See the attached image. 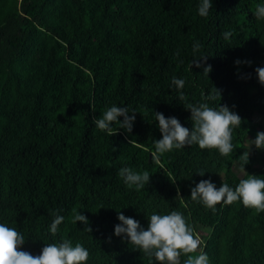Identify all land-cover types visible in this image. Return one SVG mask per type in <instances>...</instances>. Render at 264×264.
I'll return each mask as SVG.
<instances>
[{
	"label": "trees",
	"instance_id": "16d2710c",
	"mask_svg": "<svg viewBox=\"0 0 264 264\" xmlns=\"http://www.w3.org/2000/svg\"><path fill=\"white\" fill-rule=\"evenodd\" d=\"M199 3L0 0V223L24 235L21 250L39 255L45 243L70 239L89 250L87 264H159L114 234L118 212L146 229L153 211L177 210L200 234L192 255L206 253L209 264H264V212L240 201L213 211L190 198L202 179L217 188H235L248 175L264 179V149L255 147L262 163L249 155L241 178L229 165L242 168L244 142L260 126L255 116H264L255 72L264 67V20L253 14L264 0H212L207 18ZM195 42L202 45L195 55L207 57L203 67L211 65L207 75L203 67L190 70ZM174 76L185 80L186 101ZM212 87L221 99L210 106L226 104L242 118L233 153L194 144L154 154V140L162 138L154 112L191 129L184 103L202 102L201 91ZM113 104L135 111L131 132L113 123L110 135L94 125ZM124 166L148 171L149 183L126 186L117 175ZM74 209L87 225L72 222ZM53 212L65 218L55 236Z\"/></svg>",
	"mask_w": 264,
	"mask_h": 264
},
{
	"label": "clouds",
	"instance_id": "9594fccd",
	"mask_svg": "<svg viewBox=\"0 0 264 264\" xmlns=\"http://www.w3.org/2000/svg\"><path fill=\"white\" fill-rule=\"evenodd\" d=\"M212 9V0H200L198 14L207 18ZM257 20H264V3L257 4L253 13ZM232 35L231 32H224L223 36L227 40ZM202 45L199 42L193 44L194 58L190 65L203 67L206 62V55L196 56ZM177 55L179 53L177 52ZM236 64H240L238 59ZM211 71V65L203 67L206 75ZM255 72L258 81L264 85V67H257ZM172 85L179 92V100L186 101L182 89L185 80L172 77ZM221 99V90L212 87L207 93L201 91L199 103H184L186 109L191 112L192 128L189 129L181 124L175 116L165 117L162 112H154L158 121L161 139L154 140L155 153L163 154L174 149H182L185 146L198 145L200 149H215L221 156H229L237 147L233 144V129L239 128L242 123L240 115L232 111L228 105L219 104L218 107H211L209 101L215 102ZM129 115L127 107H119L115 104L106 107L99 117L93 120L94 125L102 132L112 135V124L118 123L119 128H124L131 132L135 121V111ZM123 116L121 121L119 117ZM255 145L258 149H264V131H258L256 137L250 141V145ZM242 170L249 162V152L245 151L240 155ZM205 170L198 171L203 176ZM117 175L129 188L135 187L140 190L150 181L151 174L148 171L138 172L131 167L124 166L118 170ZM191 200L202 204L204 207L215 211L219 203L232 204L240 201L244 207L255 209L256 212H264V179L257 175H248L241 178L235 188L227 183H222L219 188L211 179L200 180L195 187L191 188ZM75 215L72 222L77 221L88 224L87 216L79 210H73ZM54 219L49 226L50 233L55 236L59 230L58 226L63 223L64 216L56 212L52 213ZM120 223L114 227V234L125 238L130 244L138 248L152 261L159 264H209L206 253H196L200 247V241L194 233L193 227L188 223L184 214L177 210H172L167 214H158L155 211L148 216V226L145 229L138 220L125 216L123 212H118ZM83 231L90 233L91 227H86ZM25 243L24 235L15 227H10L6 223H0V264H87L89 260V250L80 242L73 245L70 239H62L61 242L45 243L39 255H32L30 252L21 250ZM181 255L186 259L181 261Z\"/></svg>",
	"mask_w": 264,
	"mask_h": 264
},
{
	"label": "rangeland",
	"instance_id": "374dc122",
	"mask_svg": "<svg viewBox=\"0 0 264 264\" xmlns=\"http://www.w3.org/2000/svg\"><path fill=\"white\" fill-rule=\"evenodd\" d=\"M255 119L257 120V122L259 123L260 126L256 127L254 129L253 133L246 138V140L244 142V147H245V151H248L250 156H253L258 163H262L260 154L256 151L254 144L249 147L250 141L256 137L257 132L258 131H264V116L263 115H256ZM229 165H230L231 171L234 175L238 176L239 178H241L243 176V170L241 168V165L237 161L230 160ZM196 237L199 239V241L201 240L199 233Z\"/></svg>",
	"mask_w": 264,
	"mask_h": 264
}]
</instances>
